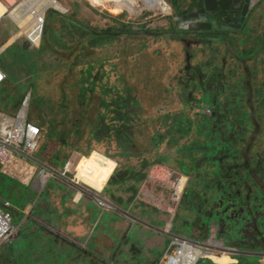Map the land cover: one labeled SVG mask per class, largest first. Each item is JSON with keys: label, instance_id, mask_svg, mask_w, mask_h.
Instances as JSON below:
<instances>
[{"label": "rangeland", "instance_id": "rangeland-1", "mask_svg": "<svg viewBox=\"0 0 264 264\" xmlns=\"http://www.w3.org/2000/svg\"><path fill=\"white\" fill-rule=\"evenodd\" d=\"M163 1L170 11H151L146 9L144 0H139L138 7L145 9L136 14L117 11L113 0H54L51 4L45 0L38 4L39 10L44 13L45 8L51 7L48 13L54 9L59 14L46 34L45 24L43 37L38 24L31 27L29 36L38 45L31 49L24 47L21 37H16L29 28L31 20L35 22L34 14L23 6L11 9L0 0V66L7 75L0 93L4 108L1 113L13 119L25 99H29V119L43 128V141L32 162L35 174L29 183L16 179L23 187L16 193L28 195L32 182L43 171L44 182L41 186L35 183L39 190L35 193L30 189V196L50 201L40 204L27 219L32 223L28 224V234L39 236L33 243L36 247H19L8 261L0 254V264H132L141 251L128 250L123 238L108 224L103 226L100 237L101 226L96 225L88 253L76 258L86 248L83 244L88 236L83 234L90 228L71 222L73 211L66 200L71 192L75 193L74 199L86 208L91 224L99 212H105L107 220L119 215L118 211L127 212V205L141 202L138 197L145 191L142 198L147 203L138 204L142 215H132L144 221L152 236L159 234L157 229L164 231L166 224L158 228L156 223L171 204V192L148 178L142 179L156 167L180 171L189 180L187 196L171 223L174 232L221 230L223 237L218 241L229 248L222 249L210 236L201 241L210 248L201 245L199 250L221 260L231 256L236 260L234 264H264V193L261 205L257 202L249 213L238 214L246 199L235 198L234 191L241 186L251 189L255 182L239 181V186L229 187L222 181L223 189L215 186L222 173L215 159L223 154L222 140L231 142L225 129L230 116L236 143L247 144L250 133L242 136L238 122L243 123V116H250V109L257 110L262 103V117L256 113L255 121L260 129L259 143L264 142V0ZM72 18L75 24L70 23ZM120 24L128 25L131 33L119 36L115 31L114 38L92 47L109 34L105 33L109 28L116 30ZM88 28L100 37L85 39L91 32ZM207 31L212 36L203 34ZM40 38L43 39L39 42ZM45 38L53 42L44 46ZM219 110L227 115L228 122L217 116ZM219 126L222 129L218 130ZM213 130L219 135L216 139ZM64 136L68 144L61 145ZM205 157H209L208 161ZM86 159L102 164L112 173L111 177L118 169L119 174L114 176L118 175V179L125 177L124 169L130 171L125 184L115 186L110 178L100 196L107 198L109 207L102 210L95 193L83 189V195L78 194L80 187L51 173L54 170L60 174L67 162L74 165L76 161L68 177L77 183L75 174ZM40 179L43 180L42 175ZM2 192L7 193L8 189ZM219 197L226 201V207H217ZM216 207V217L211 214L207 227L198 229L209 215L194 209L212 212ZM152 236L142 249V259L146 258L147 263ZM130 239L135 241V235ZM174 240L169 239L171 243ZM190 248L194 247L184 246L185 256L193 259L195 254ZM163 253L150 256L152 264L160 263ZM243 253L253 258L236 256ZM199 255L196 252V259ZM207 261L210 259L204 257L197 263ZM142 263L141 259L135 262Z\"/></svg>", "mask_w": 264, "mask_h": 264}, {"label": "built area", "instance_id": "built-area-1", "mask_svg": "<svg viewBox=\"0 0 264 264\" xmlns=\"http://www.w3.org/2000/svg\"><path fill=\"white\" fill-rule=\"evenodd\" d=\"M5 5L9 8H19L23 6L24 9L28 11V13L37 14L38 5L37 3L41 0H23L18 2V0H14V3L11 0H1ZM51 7H47L44 10L42 16L38 17L37 20L29 22V28L22 33L21 36H17L16 38H20V40L28 41L29 48L34 49L38 47L36 43H34L33 39L29 36V32L32 26L38 24L41 27L42 37L44 36V29L47 19L48 10ZM17 23V21H15ZM1 24V22H0ZM21 30L23 31V27L17 23ZM43 38H40L39 42ZM7 75L5 71L0 67V86L6 81ZM29 104V99H25L23 102V106L18 110V112L14 113V118L10 119L4 116L0 110V167L1 171L4 175L15 179L16 174V164L17 162H22L27 166L31 165L34 167V172L32 178L35 174V165L32 164L34 159V154L37 153L41 147L43 141V133L33 120L29 119L28 111L23 112L25 106ZM73 166H70V163L67 162L62 173H57V171L52 170V174L60 175L61 178L70 180L71 183L76 186L88 190V187L76 183L73 178H69L68 174L72 173ZM27 171H21V175L26 176ZM74 176V175H73ZM150 182L161 185L163 188L167 189L171 192V200L170 206H168L167 210L164 211L167 216H169V223L166 225L164 233L169 235L171 234L172 221L174 220L176 210L181 200V196L185 187L183 183V178L178 176L175 172L170 170H162V168H153L147 176ZM24 182V181H22ZM86 188H84V187ZM97 199V198H96ZM98 200V199H97ZM109 202L107 200H98V206L101 208H107ZM13 204L9 200H3L0 202V245L10 241L16 233V228L13 223ZM175 238L173 243L170 244V249L175 248L174 252L169 256L166 264H173L172 260L176 257H179V261L183 263L185 260V249L184 246L186 244H191L196 250H199L201 245H204L210 248L206 243L202 242H192L187 240H181L177 236L170 235ZM204 258L203 256H199L198 259ZM197 259V260H198ZM163 263V261L161 262ZM160 263V264H161ZM181 264V263H180Z\"/></svg>", "mask_w": 264, "mask_h": 264}, {"label": "flooded vegetation", "instance_id": "flooded-vegetation-1", "mask_svg": "<svg viewBox=\"0 0 264 264\" xmlns=\"http://www.w3.org/2000/svg\"><path fill=\"white\" fill-rule=\"evenodd\" d=\"M187 45H189V44H187ZM249 90H250V88H249ZM261 105H262V103H261ZM261 105L259 106V108L257 110L250 109L251 114L248 117H247V115L243 116V120H244L243 123L238 122L242 136H246V135H248V133H250V138H249L247 144L236 143V138H235V135L233 134L235 132L233 129H230L232 127L231 116L229 117L230 118L229 127H227L225 125V129L227 132L226 136H228L230 138L231 142L227 141V140H222V146H220V148H222L223 154L220 158L215 159V163L218 164V166H221V170H222V173H219V175L217 177V179H219V180H217V183L215 185L218 189L224 188V186L222 185V181H226L227 184L229 185V187L239 186V181L255 182V186L251 189L247 186H241L240 189L238 187L234 191L235 198L237 197V199H241V197L244 196V199H246V201L244 203H242L241 208L238 210V214H240L241 212L249 213L251 206H254L257 202H258V205H261L260 200H261V196L264 193V183H261V182H264V153H263L264 142H262V144L259 143L258 137L260 135V133H259L260 129L258 127L259 125L255 121L256 113L259 115V117H262ZM263 112H264V110H263ZM216 113L218 114L217 116L219 118L224 117L225 122H228V117L225 113H223L220 110ZM221 114H223V116H221ZM261 122H262V118H261ZM217 128H218V130L222 129L220 126ZM252 128L254 129V131ZM227 129L229 130V132L227 131ZM231 130H232V133H231ZM215 132L216 131L213 130V135ZM252 132H253V134H252ZM251 134H252V136H251ZM214 137L216 139L219 137V135L218 134L216 135V133H215ZM229 146H232V147H229ZM208 158L209 157H205V159L207 161H208ZM212 158H214V157H212ZM212 158H210V159H212ZM226 162L228 163V167H226ZM175 173L178 176H180L182 178L184 177L186 179L185 187H184V190H183V193L181 196V200H180V203H179L178 208H177L176 213H175V217H176V215L179 211L181 202H183V197L186 198V196H187L186 191H187L189 180H188L186 175H184V174L180 175L179 174L180 171H175ZM183 173H185V172H183ZM249 191H250V194H249ZM241 192H243L244 194L242 195ZM42 201L43 200H37L35 206L39 207L40 204L43 205L41 203ZM45 201H46L45 203L50 202L49 200H45ZM225 202L226 201L224 199L219 197L218 201H217V207L219 205H223V204L226 207ZM186 204H189V199L187 200ZM217 207L212 212H206L203 209H200V210L194 209L195 212L199 211V214L209 215V216L205 217L204 221H201L202 225L199 226L198 229H202L204 227V225L207 227V224L210 223L211 218H212L211 214L213 215V217L214 216L216 217ZM98 208L100 210L103 209L101 207H98ZM130 211H131V214H132V212H135L136 215H138V216L142 215L134 207H132ZM163 217H164V221H166V219H167L166 214H163ZM175 217H174V219H175ZM97 219H98V222L96 225L101 226L100 231H99V237H100L103 235L102 234L103 226L105 224H108L106 221H110V219L107 220L108 215L105 212H99V214L97 213ZM135 219H136V217L134 218V220ZM220 221L221 220L218 219V222H220ZM28 224L29 223H27L26 226H28ZM34 224H36V223H34ZM75 224H77V223H75ZM174 229L175 228L172 226V228L170 230L171 234H169V235L165 234L164 231H162V232L164 235L169 236L170 238H171L170 235H173V236H177L181 240H187V241H192V242H197V241L201 242L204 238L211 236L213 238V241L217 242L222 247V249L223 248H229L227 245H223V244L219 243V241H218V239H220L222 236L221 230L210 231L206 228V233L197 232V234H190V232H181V230H177V229L176 230L178 232H174ZM157 231L159 233V232H161V229H157ZM133 235H135V239H134L135 241H132L130 239V237ZM213 235H214V237H213ZM18 236H19V234H17L15 237L17 238ZM137 236H140V237L137 238ZM119 237H122L124 239V241H125L124 245L126 248H128V250L137 249V250L141 251V253L138 255V257L134 258L132 264H135V262H137L138 259H141V263L143 261L142 264H152V260H151L150 256H148V260H149L148 263L146 262V258L142 259V253H143L142 249L143 248L145 249V247H143V245L146 244V241L149 239V236H145L143 233H139V234H131V235L129 234L127 236L128 239H126L125 236H119ZM143 237H147V239L144 238V240H141V238H143ZM152 237H150V238H152ZM37 238H39V236ZM37 238H34L33 241L35 242V240ZM169 249H170V245L167 247L166 252L163 254V257L161 259L163 261V263H161V264H166V261H168L169 256L174 252L175 248H172L171 250H169ZM250 254H252V253H250ZM237 255L242 256V257H247V254H245V253L236 254V256ZM259 257H261V256H259ZM207 262H208L207 264H216L211 259H210V261H207ZM195 264H198V263L196 262ZM204 264H206V262Z\"/></svg>", "mask_w": 264, "mask_h": 264}, {"label": "trees", "instance_id": "trees-1", "mask_svg": "<svg viewBox=\"0 0 264 264\" xmlns=\"http://www.w3.org/2000/svg\"><path fill=\"white\" fill-rule=\"evenodd\" d=\"M53 11L54 12L50 11L47 14L48 23H47V19H46L47 30H45V34L47 32H49V31H51L52 25H53V23L56 20V14H59L58 11H55L54 9H53ZM0 22H1V20H0ZM70 23L71 24H75V21L73 20V18L70 19ZM115 23L119 24L117 21H115ZM89 30L91 31V29H89ZM115 31H116V33L119 36H126V35H129L131 33L130 30H128V25L120 24V27L117 28L116 30H114L112 28H109V31L105 32V33H109V34L99 38L100 41L97 44L94 43L92 45V47H96L97 45L104 44L106 41L109 40V38H114L113 36H115V35L112 34V33H114ZM184 33H187V32L184 31ZM208 33L209 32L207 31V33H203V34L206 35V36H212V32L210 34H208ZM45 34H44V36H45ZM88 37L91 38V39H96L95 37H100V36H99V34L97 32L94 33L93 31H91L90 33H87L85 35V39H87ZM49 41H50L49 39L45 38L44 46H47ZM50 42H53V41H50ZM5 48L6 47H4L3 50ZM38 126L40 127V129H41V131L43 133V128H42L41 124L38 123ZM66 144H68L67 136H64V140L61 141V145H66ZM94 150H97V149H94ZM90 153L84 154V155H89ZM84 161H85L84 164L80 168H78L77 173H76V177H77V179H78L80 184L88 187L89 190L95 192L99 196L103 195L105 189L108 187L110 178L112 180L111 183H114L115 186H118L119 184L120 185L125 184V182L129 180L130 171H127L126 169H124V171H122V174H124L125 177L124 178L122 177L123 179L122 178L118 179L117 178L118 175L116 176V178L114 177L116 174H119L118 173L119 171H117L118 169L114 170L113 175L111 177L110 174H112V173L108 169H106L104 166H102V164H100V163L96 164L95 162H93V161H91L89 159H86ZM151 165H153V163L148 164V166H151ZM117 166H118V164H117ZM40 175L43 176V180L40 179ZM45 178H46V176L43 175V171H40L38 173V177L36 178V180L32 182L33 185H31L32 187H30V189H34L35 193L38 192L39 189H38V187H36L35 183H38L41 186V183L44 182ZM143 178H144V180H146L147 174L146 175L144 174L142 176V179ZM130 179H132V178H130ZM46 188H47V184H46V187L44 188V190ZM20 190L23 191V187L22 186H21ZM25 190H28V189H25ZM29 190H28V192L33 194ZM30 193L28 195L21 194L20 192L19 193H16V192L13 193L12 197H10V201L13 204V208L11 209V211L14 210V207L15 208H20L21 210H23L27 206V204L29 202L33 201L34 198L32 196H35V195H31L30 196ZM133 197H135V195H133ZM14 213L16 214L17 211H15ZM18 218H19V215H18ZM18 222L19 221H17V223ZM29 224L32 225V223H29ZM15 225H16V223H15ZM27 227L28 226L24 225L23 228L21 230H19V232H18L19 236L16 239L12 238L10 241L5 242L3 245L0 246V252H1V254L4 255L6 261H8L10 259V257L14 253L18 252L19 247H23L22 250H25V248L33 249V248L36 247V245L33 244L34 243L33 239L37 238L38 236H30L28 234ZM49 242H50V240H48V244L51 245V243H49ZM188 250L193 251L195 255L193 256V259L189 255L185 256V260L183 261V264H195L196 260L198 259V258L196 259V252H199V251L196 250V248H190ZM199 253H200L199 256H203L205 258H209L212 261H214V263H216V264H234V262H236V260L232 259L231 256H229V258H227V259H222L221 260L218 257H215V256L211 255L210 253H208V251H205V250L200 251ZM20 254L22 255L23 252H21ZM81 254H87V252L85 250L80 251L76 255V258L80 257ZM189 258H190V260H189ZM245 258H247V257H245ZM172 263L180 264L181 262L179 261V257L174 258L172 260Z\"/></svg>", "mask_w": 264, "mask_h": 264}, {"label": "crops", "instance_id": "crops-1", "mask_svg": "<svg viewBox=\"0 0 264 264\" xmlns=\"http://www.w3.org/2000/svg\"><path fill=\"white\" fill-rule=\"evenodd\" d=\"M5 83H6V81L3 83V85L0 86V93L2 92L3 88L5 87ZM0 96L2 97L1 94H0ZM3 109L4 108H3L2 104H0V110L3 111ZM76 155L77 154H75L74 157H76ZM75 160H76V158H75ZM75 162L76 161H74V164H75ZM70 166H73V162L70 163ZM72 171H74V167H73ZM77 183H79V182H77ZM5 188L8 189L7 193L2 192V190ZM20 189H21V186L16 183V179L9 178L6 175H4L3 172L1 171V167H0V202L3 200H9L10 201V197H12V194L14 192L19 191ZM80 190L84 191L82 188H80L79 190H76L79 192L78 194L81 193ZM144 192L145 191H143L141 193V195H139V197H138V199L141 200V202L137 201L134 204L130 203L129 205H127V209H128V210H126L127 212L122 213V212L118 211L120 214L117 216L113 215L112 216L113 218L110 219V221H109L110 223L108 222V225L111 226L112 230L118 236H125L126 237L129 234L131 235V234H139V233H144L147 236H152V233L143 225L144 221L139 219V218H136L135 220H133V218H135V216H133L131 214V211H130L131 209L129 210V207L132 206L138 211L139 210V206H138L139 203L140 204L141 203H147V201L142 198V195L144 194ZM74 196H75V193L73 194L71 192V196L69 198H67V200H66V205L69 204L68 206L73 211L71 222L72 221L74 223L79 222V223H81L82 226L85 225V226H89V228H90L89 232L83 234V236H88L86 241H85V244H83V246L86 247L85 251L88 253L87 247L90 243L92 233L97 231L96 224L98 222V219L93 220V222L91 224H89L88 219H87L88 213H87L86 208L80 204V200L74 199ZM36 202H37V200L33 199V201L29 202L23 210H21L20 208L14 207L13 223H14V227L16 228V231H17L16 235L18 234L19 230H21L23 228L24 225H27V223H28L27 219L29 218V216L31 217V216H33V214L36 213V208H37V206H35ZM45 202L46 201L43 200L41 203L44 204ZM28 205H30L31 207L27 208ZM118 208H121V207L118 206ZM15 211H17L16 214L14 213ZM129 211H130V213H129ZM17 214L19 215V218H18ZM114 218L116 219V222L114 221ZM168 219H169V217L167 216L166 221H164L163 214H161V221L159 223H156L157 224L156 227H158V228L162 227L164 225V223L167 225L169 223ZM17 221H19V222L17 223ZM15 223H16V225H15ZM138 228H140L141 230H138ZM139 237L140 236H137V238H139ZM13 238H16V237L14 236ZM144 238L147 239V237H143V238H141V240H144ZM150 239L152 241V244L149 245L147 248L150 251V254L148 256H152L153 254H154V256H156L158 254V251H163L165 253L167 250V247L171 244V242L169 241L170 237L164 235L162 230H161V232H159V234H154V236ZM124 242L125 241L123 239L122 243L124 244ZM155 253H156V255H155ZM0 254H1V252H0ZM100 260H103V259L100 258Z\"/></svg>", "mask_w": 264, "mask_h": 264}, {"label": "bare ground", "instance_id": "bare-ground-1", "mask_svg": "<svg viewBox=\"0 0 264 264\" xmlns=\"http://www.w3.org/2000/svg\"><path fill=\"white\" fill-rule=\"evenodd\" d=\"M113 1L115 3L114 6H115V9L117 11L128 10V11H133L136 14H140V13H142L144 11L145 7H146V9H149L151 11H156L158 9L159 10L163 9L164 11H166L167 8L170 11L169 5L167 3L165 4L163 0H144V5H145L144 8L143 7H138L137 3H138L139 0H113ZM11 2L14 3V0H11ZM41 2H45V0L39 1L37 3V5L39 3H41ZM52 2L54 3V0H48V2H46V3L47 4H51ZM46 3H44V4H46ZM165 5H166V8H165ZM52 7H54V5ZM42 15H43V13L39 10V7H38L37 14H34L35 21L38 18L36 16H42ZM28 106H29V104H27L25 106L23 112H27L28 111ZM25 170L27 171V174H26V176L23 177L21 175V171H25ZM33 172H34L33 166L29 165V166L26 167L25 165L22 164V162H17L15 179H17L19 181H24L25 183H29V180L32 178ZM184 181H186V179L183 177V182ZM89 191H91V190H89ZM93 193H95V192H93ZM96 198L101 199V200H106L105 198L100 197L98 194H96ZM107 206H108V204H107ZM196 262H197V260H196ZM173 264H175V263H173Z\"/></svg>", "mask_w": 264, "mask_h": 264}, {"label": "water", "instance_id": "water-1", "mask_svg": "<svg viewBox=\"0 0 264 264\" xmlns=\"http://www.w3.org/2000/svg\"><path fill=\"white\" fill-rule=\"evenodd\" d=\"M57 9H58V8H56V10H57ZM28 43H29L28 41H25V42H24V47H25V48H28V47H29V44H28ZM95 196H96V194H95ZM97 199H98V198H97ZM98 200H99V199H98ZM250 258H253V257H251V255H248V254H247V258H246V259H250Z\"/></svg>", "mask_w": 264, "mask_h": 264}, {"label": "clouds", "instance_id": "clouds-1", "mask_svg": "<svg viewBox=\"0 0 264 264\" xmlns=\"http://www.w3.org/2000/svg\"><path fill=\"white\" fill-rule=\"evenodd\" d=\"M74 165H75V164H74ZM74 165H73V167H74ZM73 177H74V176H73ZM161 262H162V260L160 261V263H161ZM160 263H159V264H160ZM181 264H183V263L181 262Z\"/></svg>", "mask_w": 264, "mask_h": 264}]
</instances>
